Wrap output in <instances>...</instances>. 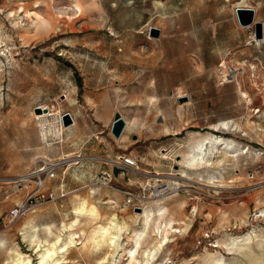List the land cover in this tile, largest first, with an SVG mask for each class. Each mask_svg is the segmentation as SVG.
<instances>
[{
  "label": "rangeland",
  "instance_id": "rangeland-1",
  "mask_svg": "<svg viewBox=\"0 0 264 264\" xmlns=\"http://www.w3.org/2000/svg\"><path fill=\"white\" fill-rule=\"evenodd\" d=\"M54 242L46 264H264V0H0V264Z\"/></svg>",
  "mask_w": 264,
  "mask_h": 264
},
{
  "label": "bare ground",
  "instance_id": "bare-ground-1",
  "mask_svg": "<svg viewBox=\"0 0 264 264\" xmlns=\"http://www.w3.org/2000/svg\"><path fill=\"white\" fill-rule=\"evenodd\" d=\"M247 7V6H246ZM255 22V21H254ZM156 50V49H155ZM157 52V51H156ZM156 54V53H155ZM150 56V55H149ZM148 56V57H149ZM158 58V57H157ZM155 57V59H157ZM151 59V58H150ZM159 60V59H158ZM136 61V60H135ZM140 61V60H138ZM144 61V60H143ZM156 61V60H155ZM145 62V61H144ZM135 63V62H134ZM149 63V62H148ZM151 63V62H150ZM137 64V63H135ZM140 64V63H139ZM219 66L221 67V69H219V72L221 73V76H223V78L225 79V81H232V80H236L238 84H240V82L238 81V77L241 75V74H238L239 72H228V70H226L227 68L225 67V60L222 61ZM226 68V69H225ZM238 68V67H236ZM229 69V68H228ZM130 70V69H129ZM243 70V69H242ZM244 71V70H243ZM133 72H131L132 74ZM129 75V74H128ZM128 77V76H127ZM53 112L51 111H48L47 113H45L44 111L42 112V114L40 115H37V117H41V118H44V116H47V115H51ZM71 116L73 117V115L71 114ZM74 119V117H73ZM61 128H65L64 126H61ZM83 209V206L80 207L79 210H82ZM143 211V210H142ZM141 211V212H142ZM159 217H155L153 219V223H154V228L156 229V232L159 234V240H158V244H161V242H165V240L167 239V230H168V227L166 226V224H164L163 226L162 225H159L158 222H159ZM111 243L114 242V239H111L110 240ZM48 243L44 244V247L43 248H39L40 247V243L38 244V247H36V252L38 254V261H37V264H46L45 262L47 260H50V259H53L55 256H56V250H55V247H54V243H51V245L47 246ZM62 247V246H61ZM59 251H63V249L61 248ZM146 256L147 258L143 261L144 263L147 262V259H148V256H149V253H146ZM8 263V262H6ZM9 264H31V258L27 255V254H23V253H20L18 251H15L14 254L10 257V263Z\"/></svg>",
  "mask_w": 264,
  "mask_h": 264
},
{
  "label": "water",
  "instance_id": "water-1",
  "mask_svg": "<svg viewBox=\"0 0 264 264\" xmlns=\"http://www.w3.org/2000/svg\"><path fill=\"white\" fill-rule=\"evenodd\" d=\"M235 13L238 19V22L241 25H250L254 23V35L256 38H261L262 37V23L260 21L254 22V15H255V9L251 7H236ZM157 32V30H155ZM157 34V33H156ZM40 107H36V111L39 112ZM61 122L62 125L67 127L71 125L74 120L73 117L71 116L70 113L65 112L61 115ZM126 121L124 118L121 116L119 112H115L113 116V120L111 123L110 131L114 135V137L118 138L125 126ZM135 211H142L141 207H135Z\"/></svg>",
  "mask_w": 264,
  "mask_h": 264
},
{
  "label": "built area",
  "instance_id": "built-area-1",
  "mask_svg": "<svg viewBox=\"0 0 264 264\" xmlns=\"http://www.w3.org/2000/svg\"><path fill=\"white\" fill-rule=\"evenodd\" d=\"M120 158L122 164L124 165L132 166L136 164V161L130 156L121 155ZM45 172L48 173L49 176L53 175L51 170L50 171L45 170ZM109 175L110 174L108 172H103V176L105 179L109 180L110 179ZM122 193L124 195L123 206H133V207L141 206V201L143 200L142 196L133 193L131 191H125V190H122ZM26 201L18 205H15L13 208L9 210V216L11 217V219H16L26 213V211L29 209V206L27 205Z\"/></svg>",
  "mask_w": 264,
  "mask_h": 264
},
{
  "label": "crops",
  "instance_id": "crops-1",
  "mask_svg": "<svg viewBox=\"0 0 264 264\" xmlns=\"http://www.w3.org/2000/svg\"><path fill=\"white\" fill-rule=\"evenodd\" d=\"M73 120H74V122H73L72 126L64 129V131L60 137V138H62V140L64 139V141H62V148H63L62 155L63 156H72L73 154L79 153L82 151V149L78 150L77 146L76 147H71V145L69 147L67 146V144L73 143V140L76 138L75 137V132H76L75 128L76 127H74L76 125V120L75 119H73Z\"/></svg>",
  "mask_w": 264,
  "mask_h": 264
}]
</instances>
